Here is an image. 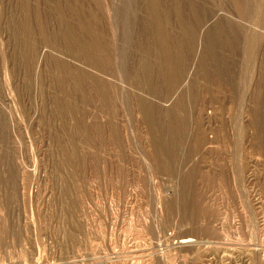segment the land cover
I'll return each instance as SVG.
<instances>
[{
    "label": "rangeland",
    "instance_id": "374dc122",
    "mask_svg": "<svg viewBox=\"0 0 264 264\" xmlns=\"http://www.w3.org/2000/svg\"><path fill=\"white\" fill-rule=\"evenodd\" d=\"M263 253L264 0H0V264Z\"/></svg>",
    "mask_w": 264,
    "mask_h": 264
},
{
    "label": "bare ground",
    "instance_id": "6f19581e",
    "mask_svg": "<svg viewBox=\"0 0 264 264\" xmlns=\"http://www.w3.org/2000/svg\"><path fill=\"white\" fill-rule=\"evenodd\" d=\"M206 230V229H205ZM255 242V241H254ZM256 243H254V245H255ZM259 244V243H258ZM175 245H176V249L178 248L179 250H181V249H193V247L195 246V240L193 239V237H186V238H182V239H180V240H178L176 243H175ZM260 245V244H259ZM257 245H255V247H256ZM175 248V247H174ZM224 249V248H223ZM254 249V252H259V250H261V249H259L258 250V247H257V249L256 248H253ZM252 249V250H253ZM258 250V251H257ZM233 251V250H232ZM226 252V251H225ZM251 253H253L252 251H251ZM257 254V253H256ZM255 254V255H256ZM264 254V253H263ZM254 255V254H253ZM251 256V255H250ZM257 256H259L258 254H257ZM264 257V256H263ZM232 258V257H231ZM254 260V259H253ZM247 264V263H246ZM252 264V263H251Z\"/></svg>",
    "mask_w": 264,
    "mask_h": 264
}]
</instances>
